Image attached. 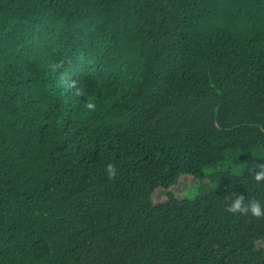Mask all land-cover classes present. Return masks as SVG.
I'll return each instance as SVG.
<instances>
[{
    "label": "trees",
    "instance_id": "1",
    "mask_svg": "<svg viewBox=\"0 0 264 264\" xmlns=\"http://www.w3.org/2000/svg\"><path fill=\"white\" fill-rule=\"evenodd\" d=\"M261 163L264 0H0V264H264Z\"/></svg>",
    "mask_w": 264,
    "mask_h": 264
},
{
    "label": "clouds",
    "instance_id": "2",
    "mask_svg": "<svg viewBox=\"0 0 264 264\" xmlns=\"http://www.w3.org/2000/svg\"><path fill=\"white\" fill-rule=\"evenodd\" d=\"M95 108L94 102H89L87 104L88 110H93ZM259 171H255L254 179L257 182L264 180V163L258 164ZM243 165H235L233 171L242 170ZM109 179H113L117 176V168L109 163L105 169ZM227 211L232 214H251L255 217L264 216V204H262L258 199L247 198L243 195L231 194L228 195L226 199Z\"/></svg>",
    "mask_w": 264,
    "mask_h": 264
},
{
    "label": "rangeland",
    "instance_id": "3",
    "mask_svg": "<svg viewBox=\"0 0 264 264\" xmlns=\"http://www.w3.org/2000/svg\"><path fill=\"white\" fill-rule=\"evenodd\" d=\"M218 166L217 168H219ZM207 172L211 171V169H206ZM214 187V184H212L211 188ZM177 196L178 198H182L185 196L187 197H193L195 194L199 192L198 185L195 184V179L189 177V176H183L179 179L178 183L170 188ZM165 189L159 188L154 191L152 194L153 202L158 203L165 199ZM258 247L264 248L263 242H257Z\"/></svg>",
    "mask_w": 264,
    "mask_h": 264
}]
</instances>
